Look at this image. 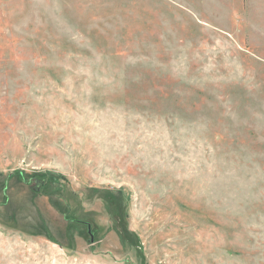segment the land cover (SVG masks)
<instances>
[{"label":"rangeland","instance_id":"obj_1","mask_svg":"<svg viewBox=\"0 0 264 264\" xmlns=\"http://www.w3.org/2000/svg\"><path fill=\"white\" fill-rule=\"evenodd\" d=\"M0 264H264V0H0Z\"/></svg>","mask_w":264,"mask_h":264},{"label":"water","instance_id":"obj_2","mask_svg":"<svg viewBox=\"0 0 264 264\" xmlns=\"http://www.w3.org/2000/svg\"><path fill=\"white\" fill-rule=\"evenodd\" d=\"M44 183H45L44 179L37 180L36 187L32 188V191L39 192L41 190V187L44 185ZM88 234L90 235V242L93 243L94 242V240H93L94 238H93V235L91 233V230H90L89 226H88Z\"/></svg>","mask_w":264,"mask_h":264},{"label":"flooded vegetation","instance_id":"obj_3","mask_svg":"<svg viewBox=\"0 0 264 264\" xmlns=\"http://www.w3.org/2000/svg\"><path fill=\"white\" fill-rule=\"evenodd\" d=\"M36 183H37V181L35 182V187H36ZM32 189V188H31ZM86 225V227H87V224H85Z\"/></svg>","mask_w":264,"mask_h":264},{"label":"trees","instance_id":"obj_4","mask_svg":"<svg viewBox=\"0 0 264 264\" xmlns=\"http://www.w3.org/2000/svg\"><path fill=\"white\" fill-rule=\"evenodd\" d=\"M20 176L22 177V175H21V174H20ZM23 182H25V183H28V182H26L25 180H24Z\"/></svg>","mask_w":264,"mask_h":264}]
</instances>
